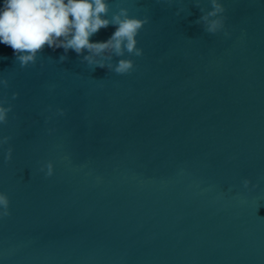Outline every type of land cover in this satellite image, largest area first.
I'll return each instance as SVG.
<instances>
[{
	"label": "water",
	"instance_id": "obj_1",
	"mask_svg": "<svg viewBox=\"0 0 264 264\" xmlns=\"http://www.w3.org/2000/svg\"><path fill=\"white\" fill-rule=\"evenodd\" d=\"M220 2L210 34L209 0H109L148 20L128 75L0 44V264H264V0Z\"/></svg>",
	"mask_w": 264,
	"mask_h": 264
},
{
	"label": "clouds",
	"instance_id": "obj_2",
	"mask_svg": "<svg viewBox=\"0 0 264 264\" xmlns=\"http://www.w3.org/2000/svg\"><path fill=\"white\" fill-rule=\"evenodd\" d=\"M167 2L171 3V0ZM209 4L210 10L200 9L202 15L195 23H203L205 31L216 34L224 28L225 9L220 0H209ZM196 7L199 8L198 3ZM146 23L147 18L132 17L125 7L112 12L109 0H2L0 44L13 50L21 68L34 65L47 46L53 50L63 48L65 54L59 57L61 63L68 59L67 53L72 50L82 57L81 63L86 62L93 70L106 68L117 75H128L134 71L135 64L122 57L125 53L136 57L143 55V50L137 47L136 37ZM110 25L115 31L107 41L91 42L92 36ZM114 58H118L115 64L112 63ZM0 85L7 88L8 80L0 79ZM17 96L13 94L12 99ZM7 103V99L0 100V125L7 123L8 113L12 111L10 105L4 106ZM9 140L10 137L0 139V147ZM12 151L11 147L7 149L5 163L11 161ZM46 169V177L52 176L53 165L48 163ZM40 170L44 171V168ZM243 183L247 188L250 181ZM9 207L7 194L0 193V218L10 215Z\"/></svg>",
	"mask_w": 264,
	"mask_h": 264
}]
</instances>
